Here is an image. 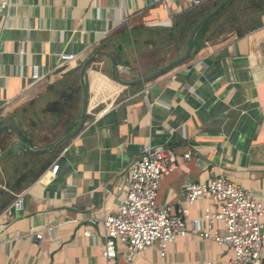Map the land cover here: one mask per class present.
<instances>
[{
    "label": "crops",
    "instance_id": "1",
    "mask_svg": "<svg viewBox=\"0 0 264 264\" xmlns=\"http://www.w3.org/2000/svg\"><path fill=\"white\" fill-rule=\"evenodd\" d=\"M0 1V127L13 129L6 148L17 149L19 142L10 115L30 101L29 107H39L46 86L70 67L78 65V73L91 55L81 75L86 90L79 130L15 194L21 196L17 208L11 206L15 196L2 205L0 193V264H105L101 225L90 217L112 211L128 164L147 143L174 156L155 201L174 212L186 206L187 231L167 242L161 256L155 242L132 259L117 245L110 264H227V249L191 231L203 201L184 202L182 186L221 174L264 206V12L245 33L209 40L189 58L141 79L184 50L146 71L142 51L151 46L141 48L138 38L188 6L163 0ZM135 27H141L139 35ZM104 38L119 43L115 53L108 45L96 48ZM61 53L74 57L61 60ZM260 220L264 263V214Z\"/></svg>",
    "mask_w": 264,
    "mask_h": 264
},
{
    "label": "built area",
    "instance_id": "2",
    "mask_svg": "<svg viewBox=\"0 0 264 264\" xmlns=\"http://www.w3.org/2000/svg\"><path fill=\"white\" fill-rule=\"evenodd\" d=\"M163 1H178L181 7H187L201 0ZM2 5L0 1V8ZM73 57L72 53L60 54L61 60ZM30 76L38 74L32 70ZM182 155L186 158L188 153ZM173 167L174 156L168 148L147 143L128 164L125 187L116 194L112 211L98 219L90 217L101 225L99 252L105 264L111 263L118 244L124 247L126 259L140 254L152 242L161 256L167 242L186 233L187 207L180 205L174 212L155 201L159 180ZM55 168L56 163L50 165L52 172ZM182 191L183 201L188 204L196 199L203 201L198 216L191 219V231L227 249V264H264L260 255L264 206L250 190L215 174L202 181L184 183ZM20 200L21 196L16 195L11 206L17 208ZM33 233L34 237L40 235L39 231ZM81 233L87 234L88 229L83 228Z\"/></svg>",
    "mask_w": 264,
    "mask_h": 264
},
{
    "label": "trees",
    "instance_id": "3",
    "mask_svg": "<svg viewBox=\"0 0 264 264\" xmlns=\"http://www.w3.org/2000/svg\"><path fill=\"white\" fill-rule=\"evenodd\" d=\"M221 0H213L206 8H190V11L176 15L171 23L161 27H147L145 37L139 39L141 48L147 44L151 48L143 52V66L151 71L163 62L182 54L186 37L198 19L211 10ZM192 8V9H191ZM264 12V0H229L215 12L205 17L196 27L190 40V47L185 58H189L197 48L207 44L209 40L219 38L225 33L238 36L254 28L260 23L259 15ZM134 30L141 32V27ZM138 29V30H137ZM114 50L119 43L107 38L101 40L96 48L107 47ZM77 68L70 67L61 76L46 86L44 99L39 107L20 106L10 116V124L27 146L45 147L70 131L75 123L80 100V85L77 82ZM28 112L26 117L25 112ZM2 120H0V124ZM13 129L0 127V193L2 205L11 200L15 194L33 180L62 148V144L44 151H32L23 147L19 139L17 149L7 143L11 139ZM20 143V144H19Z\"/></svg>",
    "mask_w": 264,
    "mask_h": 264
},
{
    "label": "water",
    "instance_id": "4",
    "mask_svg": "<svg viewBox=\"0 0 264 264\" xmlns=\"http://www.w3.org/2000/svg\"><path fill=\"white\" fill-rule=\"evenodd\" d=\"M229 0H221L219 3H217L211 10H209L208 12H206L200 19L197 20V22L195 23V25L193 26V28L190 30V32L188 33L187 37H186V43H185V47H184V52L181 56L176 57L170 61H167L166 63H164L163 65H161L158 69H156L153 73H151L150 75H147L146 77H141V79L143 78H148L151 77L152 75H155L161 71H163L164 69H166L167 67L171 66L172 64L178 62L179 60H181L183 57L186 56L189 47H190V40L191 37L193 35L194 30L196 29V27L198 26V24L207 16H209L210 14H212L213 12H215L220 6H222L224 3H226ZM91 55L88 56L80 65L78 73H77V82L80 85V112H79V118L78 121L76 123V125L68 132L64 133L63 135H61L57 140H55L53 143H51L50 145H47L45 147H40V148H36V149H32V151H44V150H48L51 149L53 147H55L56 145H58L59 143H61L62 141L66 140L67 138L73 136L80 128L82 121H83V116H84V112H85V87L82 83V79H81V75H82V71H83V67L84 65L88 62V60H90ZM113 79L117 80L119 83H125L123 81H119L118 79H116L115 75L112 74ZM19 139L21 140V143L23 145L24 148L30 150L27 146H26V142L19 137Z\"/></svg>",
    "mask_w": 264,
    "mask_h": 264
},
{
    "label": "rangeland",
    "instance_id": "5",
    "mask_svg": "<svg viewBox=\"0 0 264 264\" xmlns=\"http://www.w3.org/2000/svg\"><path fill=\"white\" fill-rule=\"evenodd\" d=\"M212 1H213V0H201L199 3L194 4V5H192V6H189V7H192L193 9H194V8H200V7H202V8H206V7L209 5V3H211ZM189 7L183 9L182 13H183L184 11L189 12V11H190V8H189ZM192 8H191V9H192ZM118 245H121V244H118Z\"/></svg>",
    "mask_w": 264,
    "mask_h": 264
}]
</instances>
